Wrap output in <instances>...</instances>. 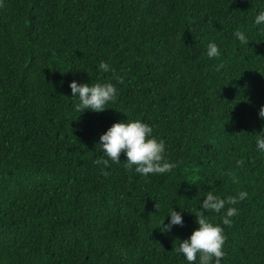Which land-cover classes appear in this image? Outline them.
<instances>
[{"label":"trees","instance_id":"16d2710c","mask_svg":"<svg viewBox=\"0 0 264 264\" xmlns=\"http://www.w3.org/2000/svg\"><path fill=\"white\" fill-rule=\"evenodd\" d=\"M258 11L264 0H3L0 264H186L172 248L198 227L208 191L248 193L231 205V226L221 224V264H264ZM209 42L218 58L206 55ZM100 62L110 70L97 71ZM73 80L110 82L118 96L101 113L80 114ZM137 119L178 166L145 178L122 153L104 175L100 135ZM171 208L182 226L162 233ZM222 213L206 215L220 224Z\"/></svg>","mask_w":264,"mask_h":264},{"label":"clouds","instance_id":"9594fccd","mask_svg":"<svg viewBox=\"0 0 264 264\" xmlns=\"http://www.w3.org/2000/svg\"><path fill=\"white\" fill-rule=\"evenodd\" d=\"M2 3L3 0H0V4ZM253 23L257 26L258 31L264 32V11H258L255 14ZM234 36L241 44L247 43L245 34L239 29L234 32ZM206 55L210 59L220 56V49L216 43L209 42L207 44ZM109 70L107 62L99 63L97 71L108 72ZM117 82L122 81L118 79ZM69 88L73 99L78 101L74 108L80 114L85 110L101 113L107 109L106 105L109 102H114L118 96L117 88L110 82L84 84L73 80L69 83ZM258 116L264 120V105L260 107ZM254 137L256 149L260 153H264V126L258 134L254 133ZM98 146L102 155L95 163L102 165L101 171L104 175L108 174L104 169L108 167L109 161L117 165L122 163L119 159L122 153L126 158L123 162L125 167L134 169L137 174L145 178L149 175L170 173L178 166L177 162L169 161L166 158L165 141L155 137L152 126L139 119L112 124L100 135ZM240 163L237 161L238 166ZM231 179L233 183L239 182L237 177ZM247 195L246 191H240L235 196L229 195L221 198L212 191H208L200 201L199 208L195 210V223L198 227L187 239L175 241L174 243L178 242V245L172 248V251L182 256L186 264H221V260L225 257L223 249L226 240L221 224L231 226V218L238 212L237 208L231 205L245 200ZM226 205L229 207L226 208ZM155 206L158 211L157 205ZM222 210H224L223 213ZM209 212L222 213L220 224L210 222L206 215ZM166 217L168 223L164 224ZM166 217L158 225L162 233L170 231L173 226H182L181 212L171 208Z\"/></svg>","mask_w":264,"mask_h":264}]
</instances>
